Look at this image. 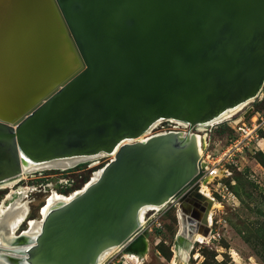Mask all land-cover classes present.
<instances>
[{
    "label": "water",
    "instance_id": "1",
    "mask_svg": "<svg viewBox=\"0 0 264 264\" xmlns=\"http://www.w3.org/2000/svg\"><path fill=\"white\" fill-rule=\"evenodd\" d=\"M263 85L264 0H0V182L31 165L111 157L46 210L36 236L2 230L0 264L141 250L139 211L204 182L189 131ZM170 120L188 132L147 133Z\"/></svg>",
    "mask_w": 264,
    "mask_h": 264
},
{
    "label": "rangeland",
    "instance_id": "2",
    "mask_svg": "<svg viewBox=\"0 0 264 264\" xmlns=\"http://www.w3.org/2000/svg\"><path fill=\"white\" fill-rule=\"evenodd\" d=\"M195 128L189 133H196ZM203 130L205 147L200 159L205 172L204 182L199 183L216 206L210 237L192 244L184 264H264V85L258 99L247 103L231 120ZM164 132L187 133L188 129L160 121L149 135ZM105 163L107 158L102 156L67 170H42L26 176L19 186L32 189L27 195V219H38V209L50 192L66 195L79 189ZM214 169L219 176L207 179ZM7 192L0 191V201ZM152 213L156 212L146 213L144 220ZM147 223L144 254L134 259L121 249L103 264H171L177 249L176 202L159 209ZM24 229L22 225L19 231Z\"/></svg>",
    "mask_w": 264,
    "mask_h": 264
},
{
    "label": "bare ground",
    "instance_id": "3",
    "mask_svg": "<svg viewBox=\"0 0 264 264\" xmlns=\"http://www.w3.org/2000/svg\"><path fill=\"white\" fill-rule=\"evenodd\" d=\"M247 103L248 102L242 103L236 108L224 112L221 116L214 119L209 124L214 125L231 120ZM170 122L177 124L183 129L186 128V125L183 123L172 120H170ZM158 123H160V121L153 124V126L147 131V133H150V131L154 129V127ZM209 124L206 127L210 126ZM203 128L204 127L202 126L196 127V133L193 134L195 136L199 156L202 155V150L205 147V136L203 135ZM102 156L104 155H98L86 159H68L38 165H31L25 170L22 169L20 175L12 179L0 182V191H8L0 201V240L3 239L1 234L2 230L7 231L10 235H15L19 232H23L22 234L24 236H27L28 238H33L34 236H36L40 230L41 217L44 216L46 210L57 202H67L72 196L79 194L87 184L94 182L99 177L101 169L93 172V175L91 174L92 176H90L89 180L82 187L66 195H60L57 192L53 191L50 192L44 198L43 205L38 209V219L36 220L27 219L29 211V200L27 199V195L32 191V189L29 187L19 186L20 183L26 178V176L42 170H67L82 162H93L95 161V159H98ZM216 175H218V171L214 169L213 172L206 178L209 179L215 177ZM196 193L201 195L199 199H196L194 197ZM175 202L176 216L178 219V232L176 234L177 249L173 253L171 264H176V259L180 262L179 264H184L187 260L188 253L192 249V244L204 243L210 237L212 209L216 205L214 204V201L208 193L206 187L199 182L196 192L192 190L182 200L179 201L178 199H176L175 201L169 203ZM159 209L160 207L155 206L143 207L138 214L140 222L143 223V219L146 213H157ZM22 225H25V229L19 231V228ZM142 242L143 248L141 250H135V252L131 250L125 251L130 256V258L132 257L135 259L136 257L144 254L147 247V241L143 238ZM121 249L122 247L119 246L104 251L99 256L97 264H103L106 259L119 252Z\"/></svg>",
    "mask_w": 264,
    "mask_h": 264
},
{
    "label": "built area",
    "instance_id": "4",
    "mask_svg": "<svg viewBox=\"0 0 264 264\" xmlns=\"http://www.w3.org/2000/svg\"><path fill=\"white\" fill-rule=\"evenodd\" d=\"M104 156L107 158V162H108L109 160H111V157H110V156H108V155H104ZM152 214L155 216L157 213H152ZM153 215H151L150 217H146L145 220L143 219V223H142V231H141V233L144 232V231L146 230L147 225H148V223L146 224V222L149 221V219H150ZM144 218H145V216H144ZM157 227H158V226H157Z\"/></svg>",
    "mask_w": 264,
    "mask_h": 264
}]
</instances>
